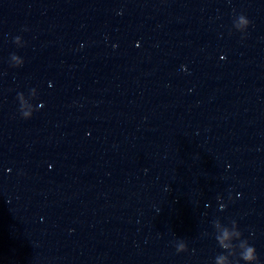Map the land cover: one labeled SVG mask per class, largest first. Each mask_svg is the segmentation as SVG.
Masks as SVG:
<instances>
[{
	"label": "water",
	"instance_id": "obj_1",
	"mask_svg": "<svg viewBox=\"0 0 264 264\" xmlns=\"http://www.w3.org/2000/svg\"><path fill=\"white\" fill-rule=\"evenodd\" d=\"M233 220L264 264V0H0V264H244Z\"/></svg>",
	"mask_w": 264,
	"mask_h": 264
},
{
	"label": "clouds",
	"instance_id": "obj_2",
	"mask_svg": "<svg viewBox=\"0 0 264 264\" xmlns=\"http://www.w3.org/2000/svg\"><path fill=\"white\" fill-rule=\"evenodd\" d=\"M237 21L239 23H237ZM249 26H250V21L243 14L239 15L238 18L234 21V28L238 32H240L242 34V36L246 33V31L249 28ZM19 39H20L19 37L15 38V40H19ZM12 58L14 60H18V64L16 66H14V67H22L23 66L24 61L22 59H20V57H18L17 55L13 54ZM222 59H223V57H222ZM32 94H36L35 89H32L30 91V95H32ZM23 97H25L23 94H18L17 99H18L19 105H20L19 112H20L21 117L24 120H29V119L32 118L33 112L36 111L37 109H34L33 105H31L29 111H24L23 110V104L21 103V98H23ZM221 199H222L221 197H217L218 201L221 200ZM229 200L230 201L232 200L231 196H229ZM225 208H226V205L221 203L220 210L223 211V210H225ZM219 222H220L219 220L214 221V225H218ZM231 228L235 229L233 235L237 239L234 240V241L238 242V244H237V243H234V241H233L232 242V247L233 248H237V247H239V246H241L243 244L247 245V247L245 248L244 252L240 255L239 260H242L244 262V264H258L259 260H258L257 254H256V249L253 246H250L247 240L242 238V233L240 232V230L238 228V225H237L235 220L231 221ZM228 237H229V227H225L222 236H215V239H216L219 247L222 250H224V249L229 247V245H226L223 242L224 239H227ZM175 247H176V252L178 254L185 253V252L188 251L187 245H186V243L183 240H179L176 243ZM225 259H226V257L223 254L218 255L215 258L216 264H224Z\"/></svg>",
	"mask_w": 264,
	"mask_h": 264
}]
</instances>
